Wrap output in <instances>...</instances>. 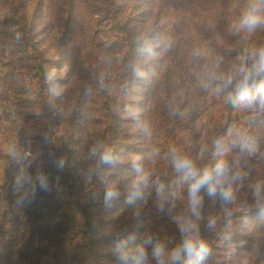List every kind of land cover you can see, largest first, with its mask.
<instances>
[{"label":"trees","instance_id":"16d2710c","mask_svg":"<svg viewBox=\"0 0 264 264\" xmlns=\"http://www.w3.org/2000/svg\"><path fill=\"white\" fill-rule=\"evenodd\" d=\"M167 1L0 0V264H121L149 236L175 247L180 218L206 264H264V110L225 84L264 26L238 31L222 0H182L173 24ZM182 45L199 67L177 62ZM174 152L226 161L232 199L201 190L192 216Z\"/></svg>","mask_w":264,"mask_h":264},{"label":"clouds","instance_id":"9594fccd","mask_svg":"<svg viewBox=\"0 0 264 264\" xmlns=\"http://www.w3.org/2000/svg\"><path fill=\"white\" fill-rule=\"evenodd\" d=\"M264 26V0H250L248 7L242 13L235 27L238 31L253 32L258 27ZM252 63L244 66L239 71V78L229 75L226 86L235 88L232 103L235 106L249 109L259 108L264 110V46L253 49L250 53ZM235 80V83H234ZM243 147L250 148L247 142ZM99 154V160L103 164L114 163V157L110 149H92V155ZM173 165L181 180L188 185V203L192 216L199 218V210L203 202L201 190H206L209 196L219 193L224 202L232 199L231 188L224 186V179L229 171L224 160H218L214 167L200 170L187 157L173 153ZM163 192V186L158 188V194ZM119 196V192L108 189L105 192V203H110ZM214 221H209L211 227ZM180 242L171 249L163 243L154 241L151 236L134 248L127 249L121 253V264H149V255L155 260V264H206L210 254L207 243L199 236V226L191 219H178ZM151 246L149 254L148 246Z\"/></svg>","mask_w":264,"mask_h":264},{"label":"rangeland","instance_id":"374dc122","mask_svg":"<svg viewBox=\"0 0 264 264\" xmlns=\"http://www.w3.org/2000/svg\"><path fill=\"white\" fill-rule=\"evenodd\" d=\"M249 2L250 0H222L223 14L228 19L237 23L242 15L240 9H246ZM165 4H170L172 6L171 19L173 24L176 22L185 23L187 21L184 14L182 0H169ZM184 59L190 60L194 66L199 67V58L182 45L179 47L177 62L181 63Z\"/></svg>","mask_w":264,"mask_h":264}]
</instances>
